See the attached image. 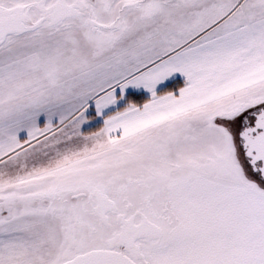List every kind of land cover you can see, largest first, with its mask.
<instances>
[{
    "label": "snow or ice",
    "instance_id": "1",
    "mask_svg": "<svg viewBox=\"0 0 264 264\" xmlns=\"http://www.w3.org/2000/svg\"><path fill=\"white\" fill-rule=\"evenodd\" d=\"M0 264H264V0H0Z\"/></svg>",
    "mask_w": 264,
    "mask_h": 264
}]
</instances>
